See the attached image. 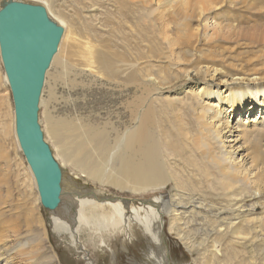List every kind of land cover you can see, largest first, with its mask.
<instances>
[{
    "label": "bare ground",
    "instance_id": "bare-ground-1",
    "mask_svg": "<svg viewBox=\"0 0 264 264\" xmlns=\"http://www.w3.org/2000/svg\"><path fill=\"white\" fill-rule=\"evenodd\" d=\"M44 1L46 3H41L59 25L66 26L73 19L81 26L78 33L84 38L77 39L73 45L74 51L68 58L62 56L61 48L54 55L51 64L58 71L53 75L50 71L46 73L43 90L45 92L48 88V101L58 100V84L74 88L88 74L86 70L115 79L118 75L116 69L122 66L120 63L127 61L134 74L131 77H137L134 78L135 85L140 92L126 105V116L117 123L47 109L45 120H40L46 133L45 140L48 142L49 137L58 147L63 161L72 163L88 179L101 186L128 190L140 197L152 195L139 201L138 198L129 200L110 195L90 185L82 184V189L78 177H71L68 170H63L61 203L55 210L44 209L50 215L49 224L52 228L76 235L80 232L89 233L93 226L105 221V231L112 229L116 232L126 231L128 225L136 221L144 227L143 231L156 249L149 253L150 261L153 264H172L169 252L164 251L167 246L164 233L154 231L155 225L152 226V223L159 219L162 226L175 230L183 241L189 237L200 241V229L204 230L200 228L201 220L208 225L204 235L217 234L214 245L217 237L230 236L232 245L227 255L228 263L262 264L264 215L256 212L260 206V213L264 212V202L260 201L264 196V154L259 138L253 144L252 163L257 172L251 185L250 174L244 173L239 166L226 164L228 157L219 145L215 146L219 140L222 149L225 148V136H222L224 127L216 130V119L223 121L219 118L221 108L217 117L208 118L204 110L195 107V102L203 96L216 95L212 89L214 78L224 80L228 76L231 80L227 94L217 93L221 102L226 103L227 111H242L246 94L254 95L255 100H259L262 91L264 61L261 71L254 69V72L248 73L249 70L246 71L242 66L230 72L231 68L218 60L216 51L220 49L219 43H197L195 38L198 32L189 26V18L197 17L200 20L206 12L221 7L225 0ZM101 7L105 14L97 24L99 29L102 28L99 40L96 31L86 28L83 22L93 21L94 17L101 14ZM137 7L145 11L151 9L146 15L154 16L157 28L154 35H150L149 31L143 34L148 40L152 37L156 43H129L121 37L124 32L134 31L132 26H129L128 31L125 29L121 16L129 8ZM208 21L205 23L206 28L207 23H210ZM210 25L215 27L212 34L206 32L205 41L217 36L223 40H240L251 33L252 37L264 38V28L260 24L245 27L233 16L226 18L223 25ZM171 33L175 35L171 36ZM68 36L69 33H65L64 38ZM118 36L122 38V50L118 52L121 55L112 51L110 46L113 39L121 42ZM138 37L140 39V35ZM0 60L2 63L1 53ZM93 69H96V73ZM0 81L8 90L0 98V154L1 158L9 162L11 154L7 144L11 133L15 135L17 147L21 148L5 70ZM45 102L42 95L40 105ZM200 127L206 131L202 136ZM261 132L257 135L264 138ZM59 162L66 169V164ZM28 169L29 178L33 175L36 183L29 164ZM5 194L0 189V244H3L0 246V264L3 261L4 264H55L54 256L42 250L47 225L37 215L38 208L33 206L36 202H39V208L43 206L39 191L36 198L25 203L22 212L18 205H15L17 210L1 207L7 204L10 190L6 189ZM222 202L226 204L219 206L217 211H210ZM8 211H18L20 215L4 219ZM208 215L210 218L207 219ZM24 229L29 236H33L31 239L35 245L26 246L28 243L20 242L11 247L6 246L10 238L21 237L20 233ZM259 239L262 241L258 242ZM241 243L245 252L240 250ZM186 245L190 250L194 244ZM81 249L86 250L84 246ZM161 249L164 252L158 256L157 251ZM84 258L92 264L87 254ZM213 258L210 255L207 264H214Z\"/></svg>",
    "mask_w": 264,
    "mask_h": 264
},
{
    "label": "rangeland",
    "instance_id": "rangeland-1",
    "mask_svg": "<svg viewBox=\"0 0 264 264\" xmlns=\"http://www.w3.org/2000/svg\"><path fill=\"white\" fill-rule=\"evenodd\" d=\"M1 1L2 0H0V3ZM23 1L42 6H44L42 3H46L44 0ZM56 1L59 2V0H53V2ZM100 10L101 14L94 17L93 21L86 20L83 22L84 24L86 23V28L96 31L99 40L101 39L100 34H102V28L99 29L97 24H99L105 14L103 7L99 8V11ZM149 10L145 11L143 8L137 7L135 9L129 8V10L124 11L125 15L121 16L122 24H124L127 31L129 26H132L134 31L124 32L121 37L125 38L129 43H156L152 37L148 40V37L143 34L145 31H149L150 35H154V31L157 28L154 16L146 15V12ZM229 16L237 18L245 27L246 25L256 23L260 24L261 28H264V0H231V2L230 0H225L221 7L206 12L200 20H198L197 17L189 18L191 22L189 26H191V28H196L198 32V36L195 40H197V43H219L218 46L220 49L216 51L219 55L218 60L227 64V67L231 68L230 72L237 71L239 68H242V66H244L246 71L249 70L248 73L254 72V69H259L258 71H261L263 69L261 63L264 61V44L255 43H264V38L252 37L253 33H251L250 36L242 37L240 40H235L234 38L223 40L221 36H217L210 41H205L206 32L208 35L212 34L215 27L210 24L220 23L223 25L226 22V18ZM208 19L210 23H207L206 28L205 23ZM71 21L72 22L66 23V26H62L64 27V34L59 45V50L61 48V54L65 59L74 51L73 45L77 43V39L84 40L78 33L81 31V26L73 19ZM65 33H69V36L64 38ZM171 34V36L175 35L174 33ZM138 35H140V39ZM121 37H119L121 42H117L115 39H113V42H110L112 43L110 44L112 51L117 53L121 52ZM118 55L121 54L118 53ZM128 62L129 61H127V63H120L122 66L116 69L118 75L115 79H110L100 74H92L91 71L86 70L88 74H85L83 79L80 80L81 84L76 87L71 88L69 86L66 87V85L63 86L62 84H58L56 88L57 92L59 91V98L56 102L48 101L49 94L48 88H46L45 92H42L46 102L42 106L40 105L39 122L40 120H45V111L47 109H56L54 111L59 110L58 112L64 113L68 111L76 115H84L92 119L110 120L116 123L122 120L128 111L126 105L140 94L135 85L136 79L134 78L137 77H131L134 74ZM48 71L53 75L58 71V68L51 64ZM93 72L96 73V69H93ZM3 73V63H1L0 60V76ZM230 81L228 76H226L224 80L220 77L219 80L216 78L212 79V89L216 95L203 96L200 101L198 100L195 102V107L200 111L204 110L208 114V118L212 116L217 117L219 114L218 110L221 108L222 112L219 118L223 119V121L220 122L216 119V130L224 127L222 136H225L223 139L225 141V148L222 149L219 140L218 143H216L217 141L213 142L216 143V147L219 145L220 150L228 157L225 161L226 164L232 165L233 167L239 166L244 173L250 174L252 185L254 175L257 172V169H254L255 166L252 163L254 153L253 144L258 138L262 153L264 154V138L260 137L259 134L257 135L261 130V133H264V83L261 85L262 91L258 97L260 101L255 100L254 95L246 94L245 103L242 106L243 110L240 111L238 109L231 112L227 111L226 103H222L217 96V93H223V95L228 93L227 90L231 84ZM198 84L199 82L197 85ZM201 85L202 83L200 82V86ZM44 86H46V84ZM7 91L5 85L1 84L0 81V98L6 95ZM10 97L12 99V94ZM227 124L228 127H226ZM40 125L42 127L41 122ZM43 133L45 137L46 133L44 130ZM204 133H206V131L200 127V136L204 135ZM48 139V143L54 156H56V160L58 162L60 160L66 164V169L63 167L62 169L68 170L71 177H75L76 175L78 177H76L77 180L80 181L79 187H82V189V184L90 185L94 188H101L110 195L129 200L138 198L139 201H142L143 199H147V197H152V195L149 194L148 196L142 195L140 197L128 190L121 191L113 187L101 186L96 181L88 179L84 173L75 167V165L63 161L62 155L58 153V147L49 137ZM7 145L9 146L11 156L9 162H7L5 159L1 158L0 154V184L2 185L0 189L3 195L6 189L10 190V196L7 204L1 207L5 210H17L15 205H18L19 210L22 212L25 208V203L37 197L38 189L35 180H33V175L29 178L28 163L22 151L17 147L14 133L9 135ZM7 185L10 186L8 187ZM3 198H5V196H3ZM260 201L264 202V196L261 197ZM222 204L224 205L226 203L222 202L221 205H217L211 209L210 207L208 208L211 212H214L217 211ZM33 206L38 208L37 215L39 217L41 216L42 221L47 225V236L42 243V250H46V253L54 256L55 264H89L84 258L86 254L91 259L92 264H153V261H150L149 253L156 249L151 242L152 240L148 237V234L143 231L144 227L139 222H131L126 231L114 232L112 229L105 231L104 227L107 223L104 221V223L93 226L92 231L90 230L89 233L80 232L73 235L65 231L59 232L54 230L49 224L50 215L44 210L43 206L40 205L39 208V202L34 203ZM261 207L262 206L258 207L259 209L256 212L264 215V212L260 213ZM19 215L18 211H13L11 213L8 211L4 219L16 218ZM142 215L144 216L143 213ZM208 218H210V215H208L207 219ZM157 220H154L155 222L153 221L154 223H152V226L155 225L154 231L157 230L158 233H164V239L167 245L164 251L166 252L167 250V252H169L172 264H207L210 255L214 256V264H230L227 259L230 245H232L230 236L226 235L221 239L217 237V243L214 245L217 234L214 233L209 235L208 233V235H204L208 225L200 220V228H204V230L200 229V241L192 237L183 241L175 230L169 229V226H162L161 220ZM20 235L21 237L10 238L6 246L11 247L20 242L28 243L26 246L34 244L31 239L33 236H29L26 229L21 231ZM261 241L262 240L259 239L258 242ZM186 243H193L194 245L188 250ZM2 245L3 244H0V246ZM83 246L86 252L82 251L81 247ZM240 250L241 252H245V247L242 243L240 244ZM164 251H162V249L161 251H157L158 256H162ZM2 264H4V261ZM262 264H264V261Z\"/></svg>",
    "mask_w": 264,
    "mask_h": 264
},
{
    "label": "water",
    "instance_id": "water-1",
    "mask_svg": "<svg viewBox=\"0 0 264 264\" xmlns=\"http://www.w3.org/2000/svg\"><path fill=\"white\" fill-rule=\"evenodd\" d=\"M63 34L64 27L44 6L1 1L0 53L14 104L16 135L45 210H55L61 203L63 169L45 140L39 122L40 100Z\"/></svg>",
    "mask_w": 264,
    "mask_h": 264
}]
</instances>
